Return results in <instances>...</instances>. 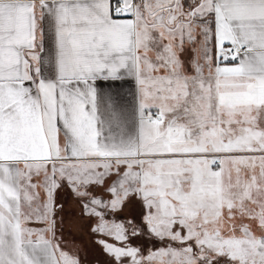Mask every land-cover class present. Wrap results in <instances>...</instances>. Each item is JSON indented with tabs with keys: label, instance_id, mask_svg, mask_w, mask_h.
Here are the masks:
<instances>
[{
	"label": "snow or ice",
	"instance_id": "obj_1",
	"mask_svg": "<svg viewBox=\"0 0 264 264\" xmlns=\"http://www.w3.org/2000/svg\"><path fill=\"white\" fill-rule=\"evenodd\" d=\"M65 188L105 264H264V0H0V264H80Z\"/></svg>",
	"mask_w": 264,
	"mask_h": 264
},
{
	"label": "rangeland",
	"instance_id": "obj_2",
	"mask_svg": "<svg viewBox=\"0 0 264 264\" xmlns=\"http://www.w3.org/2000/svg\"><path fill=\"white\" fill-rule=\"evenodd\" d=\"M58 203L63 204V210L57 212V226L64 225L65 234L69 235L73 232H79L81 240H87L90 231V222L88 218L84 217L79 205V202L72 196L71 192L65 188L58 193ZM141 209L137 203H130L125 207L124 211L120 213V216L136 219L139 221ZM91 232V231H90ZM93 233V232H92ZM91 243V242H89ZM67 245H70L67 242ZM88 249H77L73 252V249L65 248L66 251L79 257L80 264H100L103 258H107L100 248H93L92 245L88 244ZM148 246V245H144ZM95 257L97 260H95ZM102 264V263H101Z\"/></svg>",
	"mask_w": 264,
	"mask_h": 264
},
{
	"label": "crops",
	"instance_id": "obj_3",
	"mask_svg": "<svg viewBox=\"0 0 264 264\" xmlns=\"http://www.w3.org/2000/svg\"><path fill=\"white\" fill-rule=\"evenodd\" d=\"M80 212H82V211H80ZM32 226L33 227H40L41 225H32ZM56 234L60 240L61 247L64 249L70 248V249H73V252H76L75 250H77V249L78 250L81 248L88 249L89 248L88 244L92 245L91 247H93V248H100L101 249V247L96 243V239H97L96 234H94L90 231H89L88 239L83 241V240H81L79 232H73L72 231L71 235H69V232H68V235H66L65 231H64V225L61 224V225L57 226ZM67 242H69L70 245H67ZM89 242H91V243H89ZM95 260H97L96 257H95ZM106 260H107V258H103L102 261H100L99 263L105 264Z\"/></svg>",
	"mask_w": 264,
	"mask_h": 264
}]
</instances>
